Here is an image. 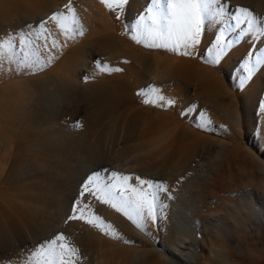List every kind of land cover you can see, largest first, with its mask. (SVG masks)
Here are the masks:
<instances>
[{"label":"rangeland","instance_id":"obj_1","mask_svg":"<svg viewBox=\"0 0 264 264\" xmlns=\"http://www.w3.org/2000/svg\"><path fill=\"white\" fill-rule=\"evenodd\" d=\"M222 2L226 14L241 7L264 19V0ZM149 4L128 0L117 19L101 0H0V43L49 21L48 40L35 43L43 71L0 63V264H21L22 249L57 234L77 250L75 264H183L185 243H197L199 264H264V65L241 86L247 54L264 39L227 33L234 43L215 65L217 23L191 56L147 48L129 28ZM37 9L49 14H27ZM55 13L69 25L74 17L82 34L62 35ZM96 60L121 71L98 72ZM148 87L174 105L142 103L153 98L138 95ZM201 114L214 130L196 127ZM102 170L163 182L166 220L140 230L91 196L85 216L98 226L68 220L81 183Z\"/></svg>","mask_w":264,"mask_h":264},{"label":"snow or ice","instance_id":"obj_2","mask_svg":"<svg viewBox=\"0 0 264 264\" xmlns=\"http://www.w3.org/2000/svg\"><path fill=\"white\" fill-rule=\"evenodd\" d=\"M110 12L116 13V18H121V13L128 0H101ZM228 13V5L222 0H150L149 6L141 12L134 26L129 28V34L135 43L152 49H164L174 54L191 56L202 40L205 27L209 23L222 25L215 44L212 46V57L208 60L210 65L219 64L227 55L234 41L227 39L226 34L239 30L240 34H251L253 39H264V19L258 20L252 12L246 8L237 7L235 12ZM69 14L71 9L69 8ZM49 20L55 22L65 37L81 35L79 25L72 18L71 25L67 24L68 17L62 13L53 14ZM49 21L41 20L37 25L29 28L27 32L10 33L5 41L0 43V63L5 60L13 64L16 69L26 68L29 71H43L44 59L35 48L37 40L47 41L46 24ZM43 30V31H42ZM17 41L19 47H17ZM45 48L47 44L43 45ZM52 47L56 48L55 41ZM250 60L245 61L244 67L247 74L241 81L243 86L253 77L256 68L264 65V50L249 52ZM51 64V59L47 60ZM97 71L111 74L121 69H109L108 65L96 60ZM89 78L84 77L87 81ZM141 97H153L142 99V103L151 104L163 109L174 105L175 101L169 100L158 93L154 87L141 89L138 92ZM264 114V102L260 105ZM196 127L204 131L214 130L211 122L203 118ZM93 172L81 183L79 200L74 201L72 214L68 220H83L94 227L98 226L92 219H87L85 212L90 207L82 203L85 197L91 196L101 203L107 204L117 212L122 213L138 229L145 230V221L153 223L159 218L158 213L167 207L161 194H167V188L163 182L142 178L138 175L121 174L115 171L102 170ZM135 181L132 184L131 181ZM167 199H172L167 195ZM99 219V217H96ZM103 231V229H102ZM104 234H108L105 232ZM147 234V232H146ZM125 243H131L125 241ZM78 257L77 250L71 247L63 234H57L51 239L42 240L34 249L26 250L21 264H75Z\"/></svg>","mask_w":264,"mask_h":264},{"label":"bare ground","instance_id":"obj_3","mask_svg":"<svg viewBox=\"0 0 264 264\" xmlns=\"http://www.w3.org/2000/svg\"><path fill=\"white\" fill-rule=\"evenodd\" d=\"M264 4V3H263ZM264 6V5H263ZM40 10H43V9H37V11H29L27 14L29 15V16H31V17H33V18H35V17H37L38 16V12L40 11ZM46 11H48V10H46V9H44L42 12H46ZM38 13V14H37ZM47 13L49 14V12H46V15H47ZM25 14V13H24ZM24 21H26V19H24ZM4 24V23H3ZM85 66H86V64H84ZM156 73V72H155ZM155 77V76H154ZM154 80V79H153ZM148 82V81H147ZM193 178V177H192ZM173 184H174V181H173ZM174 186V185H173ZM167 195H168V192H167V194H161V197H162V199L164 200V203L167 205V207H164V208H162V210L158 213V216L159 217H162V218H164L165 220H166V215H167V211H168V202H169V199H167ZM168 201V202H167ZM261 213H260V211H258L257 210V215H260ZM151 223V220H146L145 221V224H150ZM86 233L84 232V235H83V237H81V238H78L79 239V241H78V245H79V248H80V250L83 252V253H86L87 252V250L89 249V247L91 246V239H90V235L88 234V232H87V234L85 235ZM163 234H164V237H165V239L167 240V241H171V237L172 236H170V232H169V229H166V228H164V232H163ZM79 236H81V235H79ZM200 237V234H199V231H198V238ZM196 238H194V240H195ZM33 242V241H32ZM195 242V241H194ZM185 244H187L188 245V248H186L187 250H186V252H187V254L186 255H184L185 257H184V260H185V258H186V260L185 261H183V264H199V262H198V259H197V254H198V252H199V248H198V245H197V243H195V245H191V243H185ZM35 246V245H34ZM35 248V247H34ZM189 248H191V249H189ZM29 249H31V248H29ZM23 250V254H24V252L26 251V250H28L27 248H24V249H22ZM22 254V255H23ZM10 261V260H9ZM12 262V261H11Z\"/></svg>","mask_w":264,"mask_h":264}]
</instances>
